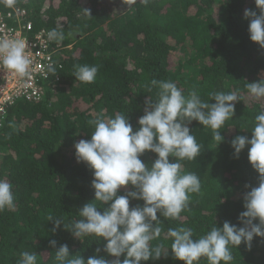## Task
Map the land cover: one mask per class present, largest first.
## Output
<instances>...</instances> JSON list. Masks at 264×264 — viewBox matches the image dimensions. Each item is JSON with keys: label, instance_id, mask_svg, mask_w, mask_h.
Wrapping results in <instances>:
<instances>
[{"label": "trees", "instance_id": "1", "mask_svg": "<svg viewBox=\"0 0 264 264\" xmlns=\"http://www.w3.org/2000/svg\"><path fill=\"white\" fill-rule=\"evenodd\" d=\"M120 3L126 5L122 12L114 6ZM11 6L25 11L22 18L34 31L62 29L65 39L54 42L62 47L63 67L55 72L58 89L38 102H17L0 121V179L12 184L15 197V207L0 212V264H19L24 251L36 252L38 264H53V239L57 247L67 244L70 254L79 253L85 260L97 248L99 256L115 259L103 251L102 239L80 241L63 225L53 233L49 217L70 227L80 208L94 199L92 170L76 162L74 149L79 140L90 138L89 121L124 113L137 130L146 101L157 99L159 89L152 80L174 82L186 96L198 89L206 101L221 91L234 92L239 99L217 147L210 129L196 121L189 125L201 154L180 163L183 172L198 175L201 192L190 195L179 219L160 217L162 233L152 244L167 250L170 227H191L195 240L213 224L242 226L237 218L245 210L243 195L258 186V174L248 162L247 146L236 158L230 142L237 135L250 139L254 117L264 110V99L256 100L246 88L264 80L259 76L264 49L249 39V20L244 17L245 9L259 14L254 0H14ZM11 8L8 0H0V10ZM67 46L73 47L64 49ZM84 64L99 68L91 84L74 78V66ZM140 159L150 167L156 155L145 152ZM131 190L126 186L118 195ZM142 205L130 200V207ZM232 254L230 264H264V238L254 237L250 250L241 243ZM142 264L183 262L169 249L167 257ZM200 264L208 262L201 258Z\"/></svg>", "mask_w": 264, "mask_h": 264}, {"label": "clouds", "instance_id": "2", "mask_svg": "<svg viewBox=\"0 0 264 264\" xmlns=\"http://www.w3.org/2000/svg\"><path fill=\"white\" fill-rule=\"evenodd\" d=\"M13 2L8 0L9 5ZM254 4L259 14L245 9L244 17L249 20V39L264 49V0H254ZM84 11L90 16L89 10ZM64 39L62 29L53 28L47 32L46 42L59 44ZM64 48L70 50L69 46ZM32 63L25 39L0 38V69L23 79L30 77ZM74 67L75 79L86 84L95 81L98 66ZM47 70L50 73L56 71L52 64ZM151 84L159 89L157 99L149 97L146 101L144 114L137 121V130H133L124 113L107 119L98 115L89 121L93 126L90 138L79 140L74 149L76 162L85 163L92 170L94 199L80 208L78 218L70 227L65 226L62 219L49 217L53 222V233L63 225L80 241L89 236L99 238L98 241L102 239L105 241L103 251L115 259L99 256L101 249L97 248L96 254L85 260L79 253L70 254L67 244L57 247V241L53 239L49 241L55 249L53 264H142L150 259L167 257L169 249L183 264H200L201 258L208 264H230L233 247L244 243L250 250L254 237L264 238V110H261L254 117L251 138L237 135L230 142L236 158L247 146L248 162L258 174V186L251 187L243 195L245 210L237 218L242 226L228 221L222 227L213 224L195 240L191 227H170L166 237L172 242L167 250L163 244H152L162 233L160 217L179 219L188 207L190 195L201 192L198 175L183 172L180 163L195 160L201 154V146L189 125L196 121L210 129L217 147L224 141L221 129L231 121L235 102L239 99L234 92L221 91L210 94V101H214L210 103L201 99L195 88L186 96L174 82L152 80ZM246 88L256 100L264 99V80L247 83ZM145 152L156 155L150 167L140 159ZM169 157H173L174 162H170ZM126 186L133 190L118 195ZM12 187L11 183L0 179V212L15 207ZM130 200L143 201V205L130 207ZM104 205L102 212L97 210ZM20 256L19 264H38V254L34 251H24Z\"/></svg>", "mask_w": 264, "mask_h": 264}, {"label": "built area", "instance_id": "3", "mask_svg": "<svg viewBox=\"0 0 264 264\" xmlns=\"http://www.w3.org/2000/svg\"><path fill=\"white\" fill-rule=\"evenodd\" d=\"M12 5V4H11ZM7 12L0 10V38L14 37L25 39L33 61L30 77L19 78L0 69V121L7 110L19 101H41L46 93H54L58 89L59 76L48 72L52 64L56 71L62 70L59 59L62 47L54 42H46L47 29L34 31L30 21L24 22L25 11L11 6ZM12 20L11 23H9ZM65 49V48H64ZM63 49V50H64Z\"/></svg>", "mask_w": 264, "mask_h": 264}, {"label": "rangeland", "instance_id": "4", "mask_svg": "<svg viewBox=\"0 0 264 264\" xmlns=\"http://www.w3.org/2000/svg\"><path fill=\"white\" fill-rule=\"evenodd\" d=\"M114 6H115L116 8H118V9L120 8V12H122L126 5L120 3V4H117V5L114 4ZM72 47H73V46H69L70 50L72 49ZM179 58H180V57H179ZM179 58H174V61H176V59H179ZM259 76H260L261 78H264V72H262Z\"/></svg>", "mask_w": 264, "mask_h": 264}]
</instances>
